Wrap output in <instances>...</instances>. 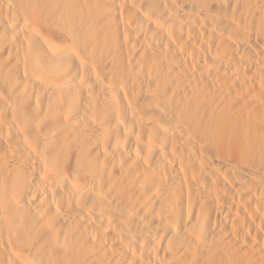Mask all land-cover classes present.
Returning a JSON list of instances; mask_svg holds the SVG:
<instances>
[{
	"label": "bare ground",
	"instance_id": "obj_1",
	"mask_svg": "<svg viewBox=\"0 0 264 264\" xmlns=\"http://www.w3.org/2000/svg\"><path fill=\"white\" fill-rule=\"evenodd\" d=\"M0 264H264V0H0Z\"/></svg>",
	"mask_w": 264,
	"mask_h": 264
}]
</instances>
